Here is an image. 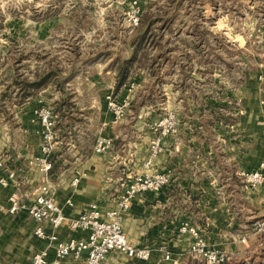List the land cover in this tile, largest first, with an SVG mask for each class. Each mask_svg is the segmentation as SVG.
<instances>
[{
  "label": "crops",
  "instance_id": "crops-1",
  "mask_svg": "<svg viewBox=\"0 0 264 264\" xmlns=\"http://www.w3.org/2000/svg\"><path fill=\"white\" fill-rule=\"evenodd\" d=\"M190 71V67L180 63L175 79L166 83L165 95L167 101L171 98L182 109L179 112H189L191 121L185 120L179 125L178 134L166 140L164 153L150 167L154 172L170 170V183L159 192L138 195L124 216L123 226L129 240L135 245L150 247L152 255L148 260H140L113 251L102 264H204L189 253L191 238L179 231L183 223L198 227L210 245L227 251L231 257L227 264H264V230L257 229V223L264 218V185L252 190L246 179V174L264 160V105L261 103L264 89L256 81L260 99L254 100L252 72L244 71L240 79L226 82L218 98L214 89L207 93L204 82L197 81L196 102L190 103L195 98L186 89ZM114 73L113 94L122 99L127 93V84L114 93L116 69ZM199 92L210 101L207 105L200 104ZM138 100L136 89L132 105ZM218 103L235 120L204 123L202 118L207 108H213L210 111L214 115L220 114V110H215ZM15 107L18 119L13 127L9 120L3 122L5 116L0 111V159L5 162L0 176L14 174L7 187L0 186V200L6 206L0 211V264H33L34 254L43 249L47 250V259L53 262L54 246L36 236V222L26 212L7 211L11 193L17 191L24 200L30 201L35 188L46 180L36 162L43 140L37 105L33 100ZM131 108V121L146 114L143 107ZM108 115L110 118L103 122L97 135L113 139L106 153L94 151L96 140L88 152L81 151L84 146L77 142V146L73 145L77 148L71 147L69 155L57 157L62 160V166L49 173L56 200L67 217L57 230L62 240L87 237V231L72 230L70 220L92 202H97L102 211L113 208L124 183L146 170L144 163L155 136L152 124L155 120L143 127L124 119L116 120L110 112ZM57 132L54 151L61 150L62 144L60 129ZM79 171L80 182L73 185ZM46 230L51 232L50 227ZM166 253H170V259L165 258ZM85 260L86 254L80 258L70 256L64 264H85Z\"/></svg>",
  "mask_w": 264,
  "mask_h": 264
},
{
  "label": "rangeland",
  "instance_id": "rangeland-1",
  "mask_svg": "<svg viewBox=\"0 0 264 264\" xmlns=\"http://www.w3.org/2000/svg\"><path fill=\"white\" fill-rule=\"evenodd\" d=\"M146 11L156 18L161 45L148 49L145 67L136 66L139 70L120 99L113 94L115 59L129 55L127 41L137 27L131 16L141 18ZM180 63L191 68L186 89L195 98L190 97V103L196 102L197 81L204 82L207 93L214 89L218 98L226 82L240 79L244 71L252 72L253 97L260 99L255 83L264 89V0H0V93L7 90L0 103L3 122L9 120L13 127L18 119L15 106H20L22 90L16 79H32L36 71L42 75L58 67L61 72L53 84L29 101H35L37 110L42 106L56 110V102L68 97L67 118L74 117L75 123L64 138L59 135L63 155L76 149L77 142L84 146L81 151H90L110 118L108 112L113 115L109 97L123 102L131 87L137 89L139 100L126 108L125 121L146 127L172 110L179 125L189 123V112H179L181 108L165 95L166 83L175 79ZM56 82L61 86H54ZM198 97L200 104L210 102L200 92ZM142 107L146 114L131 121L129 109ZM212 109L207 108L204 123L219 115L235 120L222 103L215 105L220 114L214 115Z\"/></svg>",
  "mask_w": 264,
  "mask_h": 264
},
{
  "label": "built area",
  "instance_id": "built-area-1",
  "mask_svg": "<svg viewBox=\"0 0 264 264\" xmlns=\"http://www.w3.org/2000/svg\"><path fill=\"white\" fill-rule=\"evenodd\" d=\"M135 25H139L140 16L134 13L131 16ZM126 100L119 102L109 97V106L116 120L122 119L126 108L132 101L134 87L129 89ZM41 124L42 145L41 154L36 157L40 170L45 174V181L35 188L33 198L26 201L19 192L15 191L8 197L9 206L7 211L11 214L26 212L35 222V234L41 239L48 240L55 249L56 259L50 262L47 259V250H40L33 256V264H64L68 257L80 258L86 254L85 264H102L108 254L113 251L121 252L131 258L148 260L152 255V249L148 246L133 244L123 226L124 216L134 199L141 194L156 193L170 183L171 171L154 172L150 170L156 158L164 153L166 140L176 136L179 131V121L174 111L169 110L164 117L153 124L155 136L150 141L149 156L144 166L146 170L136 173L130 181L124 183L116 204L113 208L102 211L97 202H92L76 218L70 220L72 230L87 231L85 238L72 237L62 240L57 235V230L62 226L67 217L63 207L55 197V188L49 180V173L52 169L50 155L52 154L57 141V120L58 114L49 106H42L37 110ZM113 139L107 136H98L94 151L99 154L106 153L112 146ZM5 169V162L0 159V171ZM14 177L13 173L7 176H0V186L7 187L9 179ZM82 173L77 172L73 179V185L80 182ZM249 189H256L264 185V160L259 167L246 174ZM70 203V201H68ZM6 208L0 200V211ZM264 210V200L262 203ZM50 227L48 233L46 228ZM258 230H264V218L257 223ZM180 233L187 234L191 238L189 253L192 257L203 261L204 264H227L231 257L229 253L217 246L210 245L201 230L190 224L183 223L179 228ZM246 237L242 240L245 241ZM170 259V253L165 254Z\"/></svg>",
  "mask_w": 264,
  "mask_h": 264
},
{
  "label": "trees",
  "instance_id": "trees-1",
  "mask_svg": "<svg viewBox=\"0 0 264 264\" xmlns=\"http://www.w3.org/2000/svg\"><path fill=\"white\" fill-rule=\"evenodd\" d=\"M155 23L156 18L154 17V14L149 11L144 12L140 18L139 25L135 28L133 35H131L130 39L127 41V46L130 50V54L127 57H121L120 55L118 58L115 59L116 83L114 93L128 83V81L138 68L145 67L144 61L149 58L148 49H153L155 46L161 45L162 33L154 27ZM137 63L139 65H137ZM136 66L139 67L137 68ZM60 72L61 70L58 67L52 66L42 75H40L38 71L34 72V78L32 79L28 77L23 81H19L18 79H16L15 84H20V90H22V95L20 97V101H18V104H23L29 101L30 99L35 98L37 95L36 92L53 84V77L58 76ZM61 84L62 83L60 82H56L54 83V86H61ZM6 91L7 90L0 93V103L3 102L4 93H6ZM56 103L57 107L54 111H56V113H60V118L62 119L63 117H69L68 114L69 110L71 109V103L68 100V97H63V99L57 101ZM61 119L59 120L58 115L56 128L60 129V134L63 137L68 128L73 127L75 119L74 117H70L69 119L67 118V121L63 119L62 121ZM216 120L228 121L227 118L223 115H219ZM61 154H63L62 149L58 151L53 150L52 154L50 155L49 159L53 165L51 169L52 171L62 166V160L57 159V157Z\"/></svg>",
  "mask_w": 264,
  "mask_h": 264
}]
</instances>
